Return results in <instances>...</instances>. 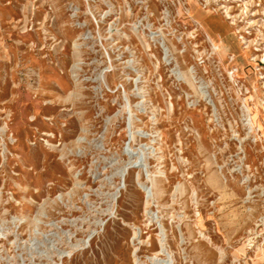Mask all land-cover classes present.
<instances>
[{
  "label": "rangeland",
  "instance_id": "1",
  "mask_svg": "<svg viewBox=\"0 0 264 264\" xmlns=\"http://www.w3.org/2000/svg\"><path fill=\"white\" fill-rule=\"evenodd\" d=\"M0 264H264V0H0Z\"/></svg>",
  "mask_w": 264,
  "mask_h": 264
}]
</instances>
